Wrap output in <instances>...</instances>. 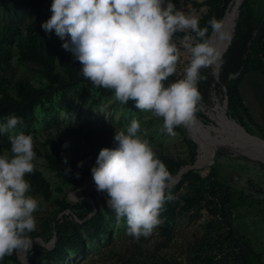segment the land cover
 <instances>
[{
    "label": "rangeland",
    "instance_id": "rangeland-1",
    "mask_svg": "<svg viewBox=\"0 0 264 264\" xmlns=\"http://www.w3.org/2000/svg\"><path fill=\"white\" fill-rule=\"evenodd\" d=\"M171 2L186 14L198 16L200 27H208L214 0ZM51 3L0 0V125L12 116L22 118L16 130L33 136L36 153L35 170L25 177L31 184L29 195L40 202L34 213L36 229L28 234L40 239L26 252L30 264H201L210 249L212 264H264V162L233 145H219L210 165L190 169L192 172L166 189L174 199L165 203L161 223L148 237L129 236L126 219L118 218L107 205V194L102 201L92 188L88 192L95 198L84 197L93 211L84 219L97 211L96 217L85 222L76 217L86 208L77 203V194L88 184L84 180L92 176L99 151L117 147L116 130L126 129L133 118L139 120V134L149 140L171 175L194 160L197 144L184 126L168 135L161 131V117L136 109L132 100L123 105L111 90L97 88L85 79L79 61L62 48L63 41L54 31L46 34L41 27L51 16ZM255 8L261 14L264 0H256ZM184 35L176 34L180 60L176 74L165 84L184 74L189 59L182 46ZM238 89L246 108H232L225 85L218 82L210 100L200 101V119L211 123V112L226 100L228 116L260 136L253 127L257 126L264 137V72L248 70ZM40 93L43 96L30 108L28 101ZM5 154L11 155L10 142L7 134H0V155ZM78 162H82L80 167ZM211 168L228 186L229 208L220 202L222 191L214 178H202ZM65 169H69L67 174ZM69 204L74 207L66 208ZM63 213L72 216L55 226L54 219ZM51 240L53 244L43 245ZM226 244L233 248V260H219ZM0 264L24 263L18 250Z\"/></svg>",
    "mask_w": 264,
    "mask_h": 264
},
{
    "label": "clouds",
    "instance_id": "clouds-1",
    "mask_svg": "<svg viewBox=\"0 0 264 264\" xmlns=\"http://www.w3.org/2000/svg\"><path fill=\"white\" fill-rule=\"evenodd\" d=\"M50 11L42 29L63 41L62 48L79 61L80 73L93 86L111 90L123 105L132 100L136 109L161 117V131L168 135L195 124L202 99L198 83L207 79L201 70L220 59L198 16L177 9L171 0H52ZM207 23L225 38L222 21L212 17ZM177 33H185L182 46L189 59L182 78L166 85L180 60ZM21 123L22 118L12 116L0 125L11 152L0 155V260L30 250L28 234L36 229L34 213L40 209L25 178L35 170L34 140L17 132ZM140 132L136 118L116 130L117 147L102 148L91 168L96 190L107 193V205L126 219L127 234L135 239L152 234L165 203L174 199L166 192L173 179L170 171Z\"/></svg>",
    "mask_w": 264,
    "mask_h": 264
},
{
    "label": "trees",
    "instance_id": "trees-1",
    "mask_svg": "<svg viewBox=\"0 0 264 264\" xmlns=\"http://www.w3.org/2000/svg\"><path fill=\"white\" fill-rule=\"evenodd\" d=\"M231 1L232 0H214L212 17H215L217 20H221L227 6ZM234 1L235 0L232 1L229 8L232 7ZM255 1L256 0H242L240 4V10L236 20V25L234 28L231 43L221 58V62L219 65L220 71H219L218 79L215 78V72L213 67L205 68L201 70V74L207 76L206 80H202L198 83V90L201 93L202 102L205 103L210 100L212 91L213 89L216 88L219 82V84L225 85L227 89V95L229 98V105L232 108H236L237 111H239L240 109L239 107L246 108L239 94L238 83L241 77L243 76V74L248 70H260L264 72V41H263L264 10L261 14H257L255 8ZM208 28H209V32H208L209 35L212 29L209 25ZM176 80L177 79H172L169 81V83L174 82ZM42 96H43L42 93H40L39 95H33V97L28 101V106L31 108L34 102L37 99H40ZM246 112H248V109ZM196 115L199 118L202 117L203 115L200 102L198 103V111L196 112ZM249 116L251 117L250 114ZM241 124L244 125L242 121ZM190 172H192V170L187 171L186 173L183 174V176H187V174ZM211 176L214 178V184L222 191L220 202L223 205H226L227 208H229L230 199L227 193V189H228L227 184L223 180H220L216 177V173L213 168H211L208 174L202 178L205 179ZM84 183H88V184L86 185L85 188L81 189V191H79L77 194L78 195L77 203L86 207L82 213H76V217L79 220H83L88 214H90L93 211V206L84 197L85 194H88L93 199L95 198L94 195L88 192V190L91 188L96 190V186L92 179V176L89 179L84 180ZM98 193L100 194L101 200L105 201V197H104L105 192H98ZM72 207L74 206L71 204L66 206V208L69 209H72ZM96 213L97 211L93 212L87 219H84L83 222L89 219L93 221L94 218L96 217ZM68 216L71 217L72 216L71 213H67V214L63 213L58 218L54 219L55 226L58 225L60 220L63 221ZM57 233L58 235H60V231H58ZM214 250H215L214 253L216 254L217 250L216 249ZM28 252L29 250L27 251V253ZM222 254H223L222 257L219 260H223V259L233 260V257L235 258L234 255L235 253L233 251V248L230 247V244L224 245ZM205 258H206L205 260L201 259L205 261L201 264H212V259L214 258L212 255V249L208 251ZM180 263L181 262L179 261H174L173 263L169 262V264H180ZM193 263L197 264L196 261H193ZM193 263L190 262L186 264H193Z\"/></svg>",
    "mask_w": 264,
    "mask_h": 264
},
{
    "label": "bare ground",
    "instance_id": "bare-ground-1",
    "mask_svg": "<svg viewBox=\"0 0 264 264\" xmlns=\"http://www.w3.org/2000/svg\"><path fill=\"white\" fill-rule=\"evenodd\" d=\"M239 2L240 0L234 1V4L227 10L222 21V32L226 34L225 38L220 39L216 33H212L211 38L220 53V59L217 64L213 66L214 69L220 65L221 58L229 45L235 9ZM210 115L213 119L211 123L206 124L196 119L192 127H185L190 137L197 144V153L193 161L181 165L179 170L172 176L173 179L168 187L178 183L183 174L190 169L204 168L210 165L221 144L233 145L245 155L264 162V139L261 136L242 129L238 125L239 121L231 116H226L227 113L224 114L222 107L214 109ZM191 165L193 166L191 167ZM43 245L47 246L45 243ZM19 256L21 261L25 264L23 250H19Z\"/></svg>",
    "mask_w": 264,
    "mask_h": 264
},
{
    "label": "water",
    "instance_id": "water-1",
    "mask_svg": "<svg viewBox=\"0 0 264 264\" xmlns=\"http://www.w3.org/2000/svg\"><path fill=\"white\" fill-rule=\"evenodd\" d=\"M232 1H233V0H232ZM232 1H231V2L229 3V5L227 6V8H226V10H225V13H224L223 17H222L221 20H219V21H223L225 15H226V12H227L228 8L230 7ZM241 2H242V0H240L239 4L237 5V7H236V9H235L234 21H233V26H232V32H231V37H230L229 45H230L231 40H232V36H233L234 28H235V25H236V20H237L238 14H239V10H240V4H241ZM212 33H213V32H212V30H211V32H210V34H209L210 37L212 36ZM229 45H228V46H229ZM227 48H228V47H227ZM219 71H220L219 66H218L216 69H214V72H215V78H216V79H218V77H219ZM226 106H227V104H226V100H224V104L221 105V106H219V104H217V105L215 106V109H217L218 107H222V108H223V112H224V114H225V113H226ZM195 115H196V114H195ZM226 116H228V115H226ZM196 119L199 120V121H201V122H203V121H202L197 115H196ZM235 119H236V118H235ZM238 125H239L242 129L246 130V128H245L241 123H238ZM253 127H254L255 132H256V133H259L260 136L264 139V137L262 136L263 134H262V132L259 130V128H258L257 126H254V125H253ZM260 161H261V160H260ZM261 162H262V161H261ZM192 166H193V165H191V167H192ZM39 241H40L39 238H34L33 241H32V243L39 242ZM53 243H54V240H51L50 243H45V244H46V245H50V244H53ZM23 258H24V262H25V264H30V262H29L28 259H27L26 253H25L24 251H23Z\"/></svg>",
    "mask_w": 264,
    "mask_h": 264
}]
</instances>
